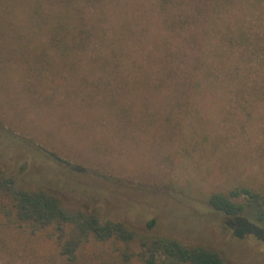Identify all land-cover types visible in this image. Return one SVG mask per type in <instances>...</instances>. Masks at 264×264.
<instances>
[{"label":"rangeland","instance_id":"1","mask_svg":"<svg viewBox=\"0 0 264 264\" xmlns=\"http://www.w3.org/2000/svg\"><path fill=\"white\" fill-rule=\"evenodd\" d=\"M117 2L100 25L102 44L123 40L111 65L96 63L97 41L66 60L51 58L54 70L39 75L29 53L47 47L44 30L23 9L0 7V169L21 186L56 190L135 230L149 231L155 220L150 231L227 264H264V239L234 235L231 221L206 202L238 186L264 191V0L216 9L193 28L200 44L186 26L169 32L156 0ZM84 12L96 14L88 5ZM165 40L178 55L168 81L193 80L178 93L155 87L161 73L147 58ZM103 250L87 246L78 264H117ZM31 260L0 253V264Z\"/></svg>","mask_w":264,"mask_h":264},{"label":"trees","instance_id":"2","mask_svg":"<svg viewBox=\"0 0 264 264\" xmlns=\"http://www.w3.org/2000/svg\"><path fill=\"white\" fill-rule=\"evenodd\" d=\"M104 2L0 0V7L4 12L14 8L23 9L27 13L28 23L44 30L47 47H35V51L29 53L34 63L38 64L29 66V69L36 70L39 75L44 69L54 70L49 61L51 58L66 60L74 50L82 54L94 47L95 42L105 40L106 32L100 25L107 22L108 12H115L119 4L117 0L115 3L112 0L104 7ZM228 3L231 4L232 0H156V10L159 9L163 25L169 32L174 33L186 26L184 31L188 32L189 39L200 44L197 28L201 27V22L205 18H213L216 9L225 8ZM86 5L96 11L93 17L85 15ZM137 5L133 3L134 7ZM186 8L189 9L187 15L184 13ZM126 24L124 21L122 28ZM222 38L226 41L227 33ZM122 41L120 39L117 42ZM117 42H101L97 54L99 57L95 58L99 66L106 61L109 64L114 61L118 53ZM166 43V40L155 42L153 54L147 58L149 63L158 66L161 73L155 87L172 89L178 93V89L191 86L193 80L189 74L183 83L168 81L166 73L171 70L167 66L172 63L174 55H178ZM47 48L52 51L48 52ZM206 202L231 221L234 235L251 231L264 239V191L238 186L227 192H211ZM154 224L155 220L147 222L149 231L146 232L135 230L126 222L106 218L94 208L65 202L56 190L21 186L14 174L0 169V253L9 258L21 253L31 256L37 264H52L56 259L62 264H78L79 260L82 261V251L92 245L105 249L103 251L107 257L117 264H227L211 250L186 247L175 237L150 231Z\"/></svg>","mask_w":264,"mask_h":264}]
</instances>
